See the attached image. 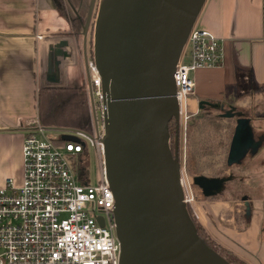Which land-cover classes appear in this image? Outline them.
<instances>
[{"label": "water", "instance_id": "1", "mask_svg": "<svg viewBox=\"0 0 264 264\" xmlns=\"http://www.w3.org/2000/svg\"><path fill=\"white\" fill-rule=\"evenodd\" d=\"M205 1L97 0L92 58L103 94L101 142L114 195L119 264H231L197 233L183 199L178 154L180 105L173 73ZM88 25L89 20L84 32ZM67 46L64 38L48 46L49 85L60 83V66L70 56ZM204 106L223 108L200 100L199 108ZM220 115L237 116L227 156L228 164L236 163L251 145L252 132L234 106ZM253 144L251 152L259 146ZM223 181L193 177L205 195L218 191Z\"/></svg>", "mask_w": 264, "mask_h": 264}, {"label": "crops", "instance_id": "2", "mask_svg": "<svg viewBox=\"0 0 264 264\" xmlns=\"http://www.w3.org/2000/svg\"><path fill=\"white\" fill-rule=\"evenodd\" d=\"M96 3L0 0V186L7 178L16 185L22 181L23 138L33 126L28 122L38 117L36 96L46 82L51 43L61 38L68 41L65 50L70 56L62 61L58 84L78 86L81 82L82 57L87 53V34ZM75 19L83 23L81 43L72 29ZM195 25L222 39L223 56L219 66L192 73L194 92L185 99V109L195 113L199 101L206 100L234 106L243 113L251 111L253 115L244 118L252 142L262 147L236 176L243 180L245 190L240 198L230 200L218 195L225 188L223 183L221 192H214L217 198L207 194L189 204L216 244L244 264H264V0H206ZM68 65L78 66L79 83L68 74ZM241 132L247 134L245 128ZM250 152L248 148L246 154ZM224 179L232 180L231 173Z\"/></svg>", "mask_w": 264, "mask_h": 264}, {"label": "built area", "instance_id": "3", "mask_svg": "<svg viewBox=\"0 0 264 264\" xmlns=\"http://www.w3.org/2000/svg\"><path fill=\"white\" fill-rule=\"evenodd\" d=\"M222 48V39L212 32L196 25L190 31L173 73L180 114L194 92L192 73L219 66ZM82 85L90 132L48 128L38 117L28 122L33 126L23 138L22 181L16 185L7 178L0 187V264H119L114 195L101 142L103 94L92 56L83 63ZM49 130L61 134L52 136ZM86 140L99 157L100 179L95 184L81 169ZM183 199L187 204L193 196L183 190Z\"/></svg>", "mask_w": 264, "mask_h": 264}, {"label": "rangeland", "instance_id": "4", "mask_svg": "<svg viewBox=\"0 0 264 264\" xmlns=\"http://www.w3.org/2000/svg\"><path fill=\"white\" fill-rule=\"evenodd\" d=\"M97 6V3H96ZM95 10L92 15L90 28L88 30L87 38V53L86 58L92 56V33H93V20L95 16ZM77 23L73 20V26ZM83 25H78V34H76L77 41L81 43L83 38ZM75 31V29H74ZM73 31V32H74ZM84 56L82 57V63H84L85 59ZM67 63L64 64V67ZM68 74L71 76L72 80L75 83L83 87L82 80L83 76L81 75L80 80L78 79V66L77 65H68L67 67ZM73 83V82H72ZM60 86L59 84L56 85H49L47 82L43 81L42 86ZM84 92V90H83ZM85 94V92H84ZM86 97V95H85ZM87 104V100H86ZM228 107L226 105L221 108V110L209 109L208 115L205 118H200L195 120V123L189 127L191 123L192 114L190 111L182 110V113L179 114V162L181 164L182 170V181H183V189L188 191L192 194L193 200L196 199H204L205 197L201 194V189L193 183V177L197 175H203L207 177H215V178H225L229 173L232 175V180L224 179L223 183H226L224 190L222 193H217L218 195L224 194L225 198H229L230 200L238 199L243 194H245V190H243V180L238 179V172H241L242 165H248L251 159L246 158L240 165H235L234 162L232 165L228 166L226 163L227 160V153L229 150L230 145V134L233 128V124L235 118L230 117H223V118H214L217 114L225 111ZM88 110V104H87ZM198 111V110H197ZM249 112V114H248ZM244 112V116L246 115H253V112L248 111ZM89 113V111H88ZM235 117V116H234ZM89 127L90 130L92 129L90 126V116H89ZM56 129V128H52ZM48 133L52 136H58L61 134L59 130H49ZM257 135V134H256ZM171 137V134H170ZM253 142L251 141V145L249 148L253 146ZM86 150H85V163L84 166L81 167L83 172L86 175V178L90 181V183L95 184L100 179V167H99V157L96 148L90 144L88 140H86ZM173 148V145H172ZM245 161V162H244ZM189 167L190 170L193 172H189L187 168ZM23 174V172H22ZM1 187V186H0ZM188 190H187V189ZM219 189L218 191H220ZM217 192V191H214ZM214 192L212 193V199L218 197L215 195ZM221 192V191H220ZM229 194V195H227ZM188 209L190 213L194 215L192 211V207L189 203H187Z\"/></svg>", "mask_w": 264, "mask_h": 264}, {"label": "trees", "instance_id": "5", "mask_svg": "<svg viewBox=\"0 0 264 264\" xmlns=\"http://www.w3.org/2000/svg\"><path fill=\"white\" fill-rule=\"evenodd\" d=\"M77 24L73 26L74 34H78L80 31H78V25L83 23L75 19L74 20ZM37 114L38 119L41 125L48 127V128H56V129H81L86 132H90L89 127V113L87 110V104H86V97L83 92V87L78 86H42L39 88L37 96ZM214 109L211 106H204L202 108H199L197 113L192 115L191 123L189 124V127L192 126L195 123V120L200 118H205V116L208 115L209 109ZM216 109V108H215ZM216 110H221L220 108ZM215 118H223V116L217 114L214 116ZM235 118V117H230ZM235 123V121H234ZM235 124H233V128L231 131V138L234 134ZM169 131L171 134L170 137V144L171 147L173 145V139L175 135V121L174 119H171L169 122ZM262 147V145L259 144V146L255 149L254 152H250L245 154L238 162L237 165H240L243 160L246 158L251 159L255 153L258 152V150ZM245 162V161H244ZM228 165V164H227ZM242 165V164H241ZM247 165L243 164L241 169L246 168ZM189 172H193L192 170L187 168ZM201 194L203 197H206V195L201 190ZM187 212L192 219L198 235L205 241V243L212 247L214 250H216L218 253H220L223 257H225L231 264H244L240 259L232 255L230 252H228L226 249L222 248L218 244H216L207 234L205 229L201 226V224L197 221L195 215H192L190 213V210L188 209V206H186Z\"/></svg>", "mask_w": 264, "mask_h": 264}, {"label": "bare ground", "instance_id": "6", "mask_svg": "<svg viewBox=\"0 0 264 264\" xmlns=\"http://www.w3.org/2000/svg\"><path fill=\"white\" fill-rule=\"evenodd\" d=\"M181 182H182V187H183V181L181 180ZM184 188V187H183ZM187 189V188H186ZM184 190V189H183Z\"/></svg>", "mask_w": 264, "mask_h": 264}, {"label": "flooded vegetation", "instance_id": "7", "mask_svg": "<svg viewBox=\"0 0 264 264\" xmlns=\"http://www.w3.org/2000/svg\"><path fill=\"white\" fill-rule=\"evenodd\" d=\"M180 124V123H179Z\"/></svg>", "mask_w": 264, "mask_h": 264}]
</instances>
